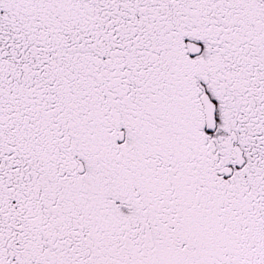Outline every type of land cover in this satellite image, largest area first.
<instances>
[{
	"label": "snow or ice",
	"instance_id": "6c2138e0",
	"mask_svg": "<svg viewBox=\"0 0 264 264\" xmlns=\"http://www.w3.org/2000/svg\"><path fill=\"white\" fill-rule=\"evenodd\" d=\"M0 264H264V0H0Z\"/></svg>",
	"mask_w": 264,
	"mask_h": 264
}]
</instances>
